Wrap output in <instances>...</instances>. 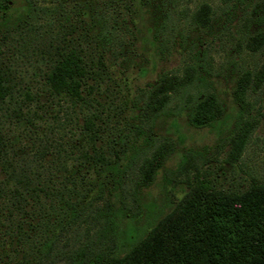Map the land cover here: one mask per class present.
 <instances>
[{
	"label": "trees",
	"instance_id": "trees-1",
	"mask_svg": "<svg viewBox=\"0 0 264 264\" xmlns=\"http://www.w3.org/2000/svg\"><path fill=\"white\" fill-rule=\"evenodd\" d=\"M219 1L216 12L180 0H0V264H264V182L232 191L196 176L168 213L121 228L175 148L153 134L156 119L185 112L194 128L224 123L203 36L239 34L220 66L236 107L221 163L241 165L262 125L264 0ZM151 6L155 51L179 46L187 61L137 88L129 105L109 67L132 63ZM198 156L182 154L174 174L163 171L167 182L186 179Z\"/></svg>",
	"mask_w": 264,
	"mask_h": 264
},
{
	"label": "rangeland",
	"instance_id": "rangeland-1",
	"mask_svg": "<svg viewBox=\"0 0 264 264\" xmlns=\"http://www.w3.org/2000/svg\"><path fill=\"white\" fill-rule=\"evenodd\" d=\"M199 2L209 3L216 12H218V7H220L219 0H180L178 5H187L193 8ZM152 9L154 8L151 6L149 11L143 14L140 20L142 27H137V55L134 57L132 63L123 73L121 68L113 65V63L109 67L112 79L120 85V93L123 94V98L127 99L128 104L135 95L137 88L153 81L161 72L180 69L187 61L185 50H182L179 46H173L170 53L164 56H159L155 51L151 40L152 29L149 27L151 15L153 14ZM172 28L177 29L178 32L184 31L193 38L200 36L196 30H185V27ZM220 34V40H209V36H203L202 39H204L203 41L210 42L209 55L214 59V73L211 75L210 80L215 93L222 100L225 108L224 123L217 125L215 128H194L188 125L185 112L174 116H160L156 119L152 128L153 134L159 137H170L175 143V148L165 160L163 166L158 170L154 182L149 187L143 188L140 191L141 212L136 216V219L130 222L126 220L121 222V228L125 232L133 226L143 224L146 218L155 210L158 211L160 216L168 213L188 190L187 182L196 179V176L199 179L202 178L208 181L216 188L232 191L239 190L240 187L246 185L247 181L264 182V120L262 125L255 130L252 139L247 142L242 164L240 165V159L233 165L221 163L226 150H220L218 144L220 138H223L231 129L236 107L229 94L233 77L226 68L221 69L220 66L229 52H231L239 34L236 31V27L234 28L233 26ZM3 51L5 53L6 50L4 49ZM236 60L240 62V50L236 55ZM108 87H113L112 82H109ZM193 91L191 90V92ZM108 93L109 96L112 95L110 91H107L105 97L100 99L101 107L103 108L106 106ZM132 111L134 112V110ZM132 111L128 108L126 114L130 115ZM103 121L102 123H104ZM119 122L121 123L122 121ZM102 123H99L100 130L101 127H104ZM187 151L199 155L197 160H195L197 166L194 169H189V172L187 171L188 177L186 179V173L177 174L175 178H172L173 182L168 183L164 172L172 174L182 154ZM203 158L208 159V162L201 164ZM162 175H164V179Z\"/></svg>",
	"mask_w": 264,
	"mask_h": 264
}]
</instances>
